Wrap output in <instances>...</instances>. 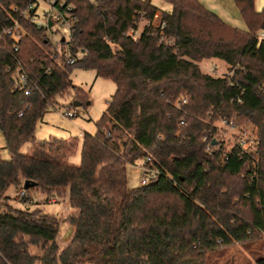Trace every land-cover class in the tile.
Listing matches in <instances>:
<instances>
[{
    "label": "trees",
    "instance_id": "trees-1",
    "mask_svg": "<svg viewBox=\"0 0 264 264\" xmlns=\"http://www.w3.org/2000/svg\"><path fill=\"white\" fill-rule=\"evenodd\" d=\"M36 1L0 0V130L10 153L0 158V264H205L214 248L264 238V7L234 0L247 25L241 29L199 0H164L170 10L153 0H64L75 19L70 39L56 42L11 9ZM157 11L164 28L146 23L130 34ZM160 30L174 42H161ZM212 59L228 74L205 72L200 63ZM76 68L117 86L97 132L83 136L79 164L68 162L76 139L35 134L58 96L88 101L72 82ZM18 70L29 76V95ZM219 119L252 124V143L228 148L215 135ZM139 159L151 160L160 176L129 188L127 167ZM25 180L37 185L24 189ZM11 186L25 201L36 190L68 195L74 211L63 218L19 209ZM66 222L73 234L62 247Z\"/></svg>",
    "mask_w": 264,
    "mask_h": 264
},
{
    "label": "rangeland",
    "instance_id": "rangeland-1",
    "mask_svg": "<svg viewBox=\"0 0 264 264\" xmlns=\"http://www.w3.org/2000/svg\"><path fill=\"white\" fill-rule=\"evenodd\" d=\"M206 8L211 11H225L228 13L237 14L236 18L241 26L235 24L233 26L241 29H247L238 7L234 0H199ZM162 10H170L172 8L170 2L164 0H153ZM42 6H45L42 3ZM264 7V0H256V8L261 11ZM161 18L160 11H157ZM146 22L142 21L139 25V32H142ZM51 35V34H50ZM62 36L66 39L69 37L68 31H56V35L52 39L56 42ZM57 49L61 50L58 44ZM205 72H209L216 76H223L228 74V67L226 64L218 59L204 60L200 63ZM71 79L74 85L83 88L88 93V101L86 104H76L75 96L70 92L60 95L44 115L43 119L38 122L35 130L37 139H49L53 137L63 139H76L77 146L73 153L68 156V162L79 164L81 162V145L85 133L97 132V120L104 113L112 101V98L117 89L116 83L108 78L97 76L94 69L76 68L71 73ZM71 110L76 112L74 117H69L66 113ZM217 133L215 134L219 140H225L227 147L234 146L240 138H249L252 143L254 139V132L252 124L244 123L238 124L237 128L226 127L222 124L221 119L214 122ZM239 128V129H238ZM249 141L245 146H248ZM250 143V144H251ZM29 143H25L21 151L26 153L29 149ZM0 158L10 159V153L6 148V140L3 132L0 130ZM142 159L137 160L127 167L128 187L134 188L141 186L143 176ZM22 189H17L11 186L7 195L10 197V203L15 207L23 210L33 211L41 209L46 213L55 214L61 217H66L74 209L71 207L68 195L65 197H52L42 193L39 190L33 191L31 201H25L20 196ZM73 234V227L68 223L62 225L59 242L62 247L67 245ZM264 255V238L253 240L247 243H235L231 246H221L208 251L205 264H258L257 258Z\"/></svg>",
    "mask_w": 264,
    "mask_h": 264
},
{
    "label": "built area",
    "instance_id": "built-area-1",
    "mask_svg": "<svg viewBox=\"0 0 264 264\" xmlns=\"http://www.w3.org/2000/svg\"><path fill=\"white\" fill-rule=\"evenodd\" d=\"M42 3L45 4V6H42ZM11 9L15 12L21 11L22 15L25 16L28 20H31L33 22H36L37 26L40 28H45L49 32V35L54 36L56 35V31L61 32L68 31L69 37L67 40L70 39V30H71V23L75 19L74 15L72 14V6L68 5L64 0H37L36 2H31L26 8H21L20 6L13 4L11 6ZM147 24H150V26L153 29H162L165 27L166 23L161 20L158 14H155L153 19L150 22H146ZM4 32L10 33L12 31L11 28H4ZM139 29L133 30L130 32L131 35L137 36L139 35ZM63 39H65V36H62ZM19 39V36L17 35V40ZM159 39L161 42L166 43H173V38H167L163 31L160 30L159 32ZM19 42L17 41L14 45L13 51L16 52L19 49ZM87 51L79 52L77 56H72L68 58V63H74L77 60V57L85 56L87 55ZM12 67L8 66V70H11ZM50 68L46 69V71H49ZM16 77L19 81V86L21 89L24 90L25 95H29L31 91V82L29 79L28 74L24 70H18L16 71ZM183 102H186V99L183 100ZM69 117H74L76 115V112L69 110L66 113ZM221 122L226 127H233L237 128V125L234 124L232 120L227 119H221ZM180 125H185V120H180ZM239 129V128H238ZM110 135V133H109ZM250 142V139L247 137L240 138L238 143L242 146H245L247 142ZM253 141V139H252ZM143 176L141 183L142 184H149L153 181H156L158 177L160 176V169L154 163L150 160L144 161L143 165ZM20 194L24 196V191L21 190Z\"/></svg>",
    "mask_w": 264,
    "mask_h": 264
},
{
    "label": "crops",
    "instance_id": "crops-1",
    "mask_svg": "<svg viewBox=\"0 0 264 264\" xmlns=\"http://www.w3.org/2000/svg\"><path fill=\"white\" fill-rule=\"evenodd\" d=\"M214 12L217 13L227 23H229L231 25H235L238 22V24L241 26V24L239 22L240 20L238 21V19L236 18V15L237 14H234L233 12L232 13H228L227 10H225V11H219V13L216 12V11H214Z\"/></svg>",
    "mask_w": 264,
    "mask_h": 264
},
{
    "label": "water",
    "instance_id": "water-1",
    "mask_svg": "<svg viewBox=\"0 0 264 264\" xmlns=\"http://www.w3.org/2000/svg\"><path fill=\"white\" fill-rule=\"evenodd\" d=\"M76 104H79V102H76ZM36 185H37V182H35V181L25 180L23 187H24V189H28V188L34 187Z\"/></svg>",
    "mask_w": 264,
    "mask_h": 264
}]
</instances>
